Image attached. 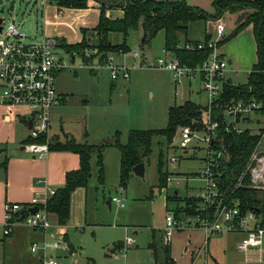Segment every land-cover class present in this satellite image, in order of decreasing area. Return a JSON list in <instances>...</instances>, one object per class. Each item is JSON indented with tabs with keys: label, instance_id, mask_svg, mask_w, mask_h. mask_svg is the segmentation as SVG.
Masks as SVG:
<instances>
[{
	"label": "rangeland",
	"instance_id": "1",
	"mask_svg": "<svg viewBox=\"0 0 264 264\" xmlns=\"http://www.w3.org/2000/svg\"><path fill=\"white\" fill-rule=\"evenodd\" d=\"M53 5L57 13L53 7L45 10L47 5L44 0H0V17L3 18L5 25L12 20L20 23L21 31L27 35L25 42L40 39L44 31L58 38L59 41L74 38V31H70L68 25L66 27L63 22H58L56 17L53 18L54 24H47V18H52L54 13L56 16H62L65 13H60L59 10L67 8L58 6L56 3ZM236 12H228L226 15V22L230 25L228 31H231L236 22L243 17ZM59 20L66 19L61 17ZM201 30L198 23L191 24L188 37L193 39L200 36ZM254 31L253 26V32L238 42V47L247 56H250L251 52L254 56L256 44ZM80 34L76 37L75 43L83 39L84 32L81 31ZM90 35L91 32L88 30L87 37ZM144 36L142 29L131 31L126 37L130 51L108 53L113 56L114 65L125 66L130 70L128 79L124 78L122 73L113 79L107 63L98 68V74H94L83 61L84 58L81 55L76 56L74 66L62 71L57 77V94L61 100L51 110L53 132H70L80 139H88L91 143L95 138L103 139L102 142L106 141L119 131L121 141L126 142L131 129L166 128L171 105H181L187 100L205 105L206 93L201 90L200 76L192 80L184 78L178 83L173 80L169 70L158 67V58L166 56L163 50L164 31L158 32L146 42H143ZM109 37L113 43H122L125 40L122 33H111ZM94 39L91 37L92 42L95 41ZM134 51L140 52L142 57L135 58ZM58 55L72 63L71 55L65 50H59ZM248 72L249 69L242 68L231 73L234 84H247ZM63 97L65 101L61 102ZM260 119V122L253 126V132L258 133L259 128L264 127V116L260 115ZM177 131L179 132V129ZM175 136L171 142H167L161 136L154 138L152 153L145 159V175L131 177L126 189L120 186L118 168L120 150L111 147L105 153L107 160L105 184H102L98 178V156L93 155L94 175L88 185L89 212L98 224L88 225L83 230L72 231L70 236L71 242L77 248L75 255L84 261L83 264H92L90 259L95 261L94 264L130 263L132 259L129 257L131 258L134 249H138L137 254L134 255H138L140 259L145 258L148 245L154 240V233H156L155 240L159 242L158 246L161 248L158 233L161 227L164 229L167 210L176 206L175 202L168 203L166 196L178 191L180 197H186L196 193L203 185V182L196 177L205 167L206 152L204 149H196L183 154L182 150L175 147ZM197 145L203 146L202 143ZM262 147L264 148V140ZM161 152L163 153V170L173 177L172 186L169 188L160 186L158 162ZM172 155H177L180 158L179 161L172 163ZM180 177L186 179V186L179 185L177 178ZM112 197L122 199L125 207L120 208L115 202L110 205L108 200ZM257 197L264 200V189L258 190ZM258 219L262 220L260 217ZM135 230H138L139 234H134ZM122 231H124V241L129 233L135 237L136 242L126 251L117 252L121 256V259H118L114 254L108 255L107 244L108 240H118ZM228 236L230 235H224L226 238ZM212 240L219 248L228 241V239L218 240V237H213ZM216 240H218L217 243ZM229 241L232 243L231 240ZM75 259L76 257L73 256L64 258L63 264H78L75 263Z\"/></svg>",
	"mask_w": 264,
	"mask_h": 264
},
{
	"label": "built area",
	"instance_id": "2",
	"mask_svg": "<svg viewBox=\"0 0 264 264\" xmlns=\"http://www.w3.org/2000/svg\"><path fill=\"white\" fill-rule=\"evenodd\" d=\"M44 2L46 4L50 1ZM210 23L212 33L216 36L208 43L195 45L186 42L178 45L186 49L209 47L211 53L201 64L190 66L168 50L165 58H158V67L169 70L175 82L180 83L184 78L192 80L200 76L201 87L206 93V103L200 117L190 124L180 126L179 132L176 131L175 134V147L182 150L183 154L196 149H204L206 152L205 167L196 177L203 185L196 193L185 197L189 201H184L181 205L179 217L175 209L167 210L164 239L165 243L169 244L176 230L190 227L203 230L207 239L224 233H241L237 248L245 255L246 261L250 264H264V225L258 219V212L254 208L243 207L242 198L238 193L241 187L264 189V127L259 128L261 137L243 170L237 177H233L234 186H227L224 181V175L228 172L226 161L230 156L223 142L225 133H242L248 129L253 131V126L261 120L262 103L254 97L224 101L226 86L232 82L227 76L229 62L221 56L219 42L227 36V27L222 17L210 20ZM1 25L0 104L5 107L9 117L18 115L20 108L26 109L24 118L29 123L30 138L34 140L25 142L24 148L32 155L44 158L51 151V110L59 100L57 77L62 71L74 66L76 56L91 57L93 51L86 49L73 57L74 51L63 47L58 38L48 35L46 31L40 39L25 42L27 35L21 31L20 23L12 20L5 25L2 18ZM59 50L70 54L72 63L59 56ZM134 57L141 58L142 54L134 51ZM99 59L100 55H97L94 60L83 61L93 71H98L100 66L107 63L113 79L120 73L124 78H130V70L125 66L114 65L113 56L107 54L103 61ZM41 138L44 140H38ZM198 143L203 146L197 145ZM179 159L177 155L171 156L172 163L178 162ZM177 179L180 186H186L185 178ZM172 182L173 177L168 175L163 188L171 187ZM56 191V188L46 186L43 195L38 192L30 203L6 202L4 221L0 223L3 234L10 235L14 227L21 223L39 230L49 228L52 222L50 212L45 207ZM176 195H179V192ZM113 201L120 207L125 206V202L118 197H113ZM36 206L38 211L34 212L32 209ZM181 215L189 219L184 221ZM135 242V237L127 235L118 252L126 251ZM59 244L58 241L54 242L55 246ZM47 246V243L37 242L31 245L32 251L44 252L41 264H63L59 258L46 255ZM205 249L203 246V250ZM114 255L120 257L117 252Z\"/></svg>",
	"mask_w": 264,
	"mask_h": 264
},
{
	"label": "crops",
	"instance_id": "3",
	"mask_svg": "<svg viewBox=\"0 0 264 264\" xmlns=\"http://www.w3.org/2000/svg\"><path fill=\"white\" fill-rule=\"evenodd\" d=\"M186 2L190 6L204 9L210 13L214 12V0H186ZM45 5H47L45 10H47V8L53 7V10H55L56 12V8L54 7L53 3L49 2ZM115 7L118 8L108 7L105 11L106 15L110 18L123 17V9L119 6ZM59 11L60 13L65 14L62 16H56L57 12L54 13V16L52 18H47V24H54L53 18L56 17L58 19V22H63L65 26L68 25L70 31H74V38H71L66 42L72 44L75 43L76 37L81 35L80 32L83 28L92 29L96 27L100 19L102 8L101 4L93 0H89V6L87 8H66ZM236 13H238L239 15L242 14L243 17L238 22H236L234 28H232L231 31H228V27L230 25H228V22H226L227 13L222 17L227 27V35L230 34L249 14V12L246 10H239ZM61 17L66 20H59L61 19ZM195 23L199 24L202 32L200 36H196V38H193L192 40L203 41L204 39L202 38L206 35V32H209L211 34V39H213L214 34L212 33L210 20L206 25L199 21ZM250 32H253V24L248 25L235 37L220 45L219 49L221 56L227 59L229 62V70L227 76L232 83L234 82L231 73H234L238 69L242 68L249 69L248 73H250L253 65L257 62L258 55L255 31L254 37L256 44L254 49V56L252 55L253 52H251L250 56L245 55L243 50L241 51L240 47H238V42H240V40L244 38V36H248ZM185 43L186 40L184 38V40H181L180 45H183ZM163 50L164 53H166L167 49L165 48V33ZM92 72L94 74H98V71L92 70ZM201 90L204 91L203 89ZM196 92L198 94L200 93V91ZM60 100L61 98L59 96L58 102ZM63 101H65L64 97L62 98L61 102ZM58 102L54 106L58 105ZM25 110V108H20V112L18 115L9 117L8 115H6L5 107L0 104V167L2 166L0 168V223L4 221V205L6 202H17L20 204L30 203L32 198L38 192L43 195L46 186H51L56 189L62 187L65 183L67 172L78 169L81 165L80 155L73 151L51 150L49 154L44 158L34 156L26 151V149L24 148V143L30 138V131L29 123L24 118V116H26ZM117 133L121 134V132L117 131L115 135ZM50 135L51 139L55 138L65 140L67 138H73L76 142L89 143L93 145H99L105 142H102L103 139L101 140L100 138H97V140L95 138V140L90 143L88 139H80L70 132H53L52 118ZM109 139H113V137ZM111 147L117 148L114 145H108L103 150L105 165L104 170L107 166L105 153L107 149ZM93 155L98 156V154L96 151L93 152L91 157V166L93 164ZM4 162H6L7 164V170L4 169ZM120 166L121 152L118 164L119 172ZM93 175L94 172L91 173L87 186H79L72 192L70 216L68 222L65 225H61L59 223L58 216L55 213H50L52 225L44 230L35 229L29 225L21 223L17 224L14 227L13 232L10 235L6 236L3 234L2 228L0 226V264H41L44 252L42 250L32 251L31 245L35 242L39 244H48L46 249L47 256L59 258L62 262L64 258L73 256L76 257L75 263L83 264L84 261L81 260L78 255H75L77 248L71 242L70 236L72 231L83 230L88 225L95 226L98 224L97 222H95V218H93L89 212L88 185ZM134 175L136 174L133 172L132 177ZM105 179L106 178H104L103 182H100L102 184H105ZM112 202H114L113 197L108 200V203L110 205ZM258 216L262 218V220L260 221L264 225V200L263 210L262 212H258ZM181 218L184 221H187L189 219L184 215H181ZM134 234H139L138 230H135ZM155 234L156 233H154V240H152L151 242L156 241L155 243L157 244L158 254L157 259L154 255V249L149 246L151 243L150 242L148 245L146 257L140 259L139 257H137L138 255H134L137 254L138 249H134V252L136 253H131V258L129 257V259H132V261L130 263L128 262L129 264H160L163 261V247L164 245H166L164 244L165 239L163 227L160 228V231L158 233L161 242V248H159L158 246L159 242L155 240ZM225 234H229L230 236L226 238L224 237ZM127 235L130 234L127 233ZM213 237H218V240L223 241L228 239V241H225L223 243V246L219 248L217 244H214L215 242L212 240ZM241 237V233H224L220 235H213L207 239L206 234L203 230L190 227L176 230L173 234L171 242L167 245H169L170 247L172 257L175 259L176 264H250L248 261H246L245 255L237 248V244ZM218 240H216V243L218 242ZM229 240H231L232 243H230ZM56 241L60 243L57 246L54 245V242ZM120 244L124 245V231H122V235L121 237H118V240H108V255L113 256L115 252H118L120 248H118L117 245ZM203 246L206 248L205 250H203ZM118 259H121V256ZM90 263L94 264L95 261L90 259Z\"/></svg>",
	"mask_w": 264,
	"mask_h": 264
},
{
	"label": "trees",
	"instance_id": "4",
	"mask_svg": "<svg viewBox=\"0 0 264 264\" xmlns=\"http://www.w3.org/2000/svg\"><path fill=\"white\" fill-rule=\"evenodd\" d=\"M58 6L67 8H87L89 0H49ZM111 2L122 1L119 5L124 11L121 18H110L106 15V5H101L102 12L96 27L92 29L83 28L84 37L80 42L69 44L66 40L60 43L66 49L82 53L86 49L93 51L91 57H85L84 60H94L100 55V61L106 55L113 52H128L130 47L127 44L126 37L131 31L142 29L146 34L143 42L154 37L159 31L165 33V48L176 55L182 62L197 66L205 61L211 53V49H186L178 45L181 39L185 38L186 42L192 44L208 43L211 40V34L206 32L203 41L192 40L188 37L190 25L199 21L204 25L209 20H215L223 17L228 12L246 10L249 14L238 26L219 42L224 44L247 25L253 24L257 41V62L253 65L249 73L248 83L245 85H236L230 83L226 86L224 101L231 98L254 97L262 103L261 113L264 116V0H214V12L210 13L204 9L190 6L186 0H109ZM90 30L91 35L87 37ZM111 33H122L125 40L122 43H113L110 40ZM94 37L95 41H91ZM203 105L191 100H187L181 105H172L168 111V125L163 129H131L128 134V140L122 142L120 134L117 133L113 139H109L99 145L89 143H79L73 138L65 140L51 139V150H69L80 155L81 165L78 169L71 170L66 174V180L62 187L58 188L56 193L50 197L46 204V209L50 213L58 216L61 225H65L70 216L71 194L79 186H87L91 173V157L93 152L98 154L99 179L101 182L105 178L103 150L108 145L116 146L121 152L120 166V186L127 188L128 183L133 175V167L152 153L153 140L157 136L164 137L167 142H171L180 126L190 124L194 119H198L201 114ZM224 144L227 147L229 160L226 161V172L224 181L227 186H234L233 177L238 176L247 163L249 156L257 145L261 134L248 129L242 133L224 134ZM29 138L26 142L33 141ZM40 141L44 138L38 139ZM163 153L160 154L158 168L160 173V186L166 185L168 172L163 170ZM4 169L7 170L6 162L3 163ZM2 167V166H1ZM0 167V168H1ZM242 198L243 207L259 208L263 210V200L257 197L258 190L241 187L238 190ZM168 203L175 202L176 214L179 217L182 206L181 202H188V198L180 197L175 193L167 196ZM170 209V208H169ZM191 213V211H189ZM156 241L150 243L154 249V255L157 259ZM123 244L117 245L121 248ZM117 248V249H118ZM164 258L160 264H176L172 257L169 245H164Z\"/></svg>",
	"mask_w": 264,
	"mask_h": 264
},
{
	"label": "water",
	"instance_id": "5",
	"mask_svg": "<svg viewBox=\"0 0 264 264\" xmlns=\"http://www.w3.org/2000/svg\"><path fill=\"white\" fill-rule=\"evenodd\" d=\"M93 1H95V2H97V3H99V4H101V5H106V6H108V7L119 6V5L122 3V1L111 2V1H109V0H93ZM1 23H2V18L0 17V31L2 30V25H1ZM145 37H146V34H145L144 38H145ZM143 40H144V39H143ZM77 53H78V51H74L73 54H72V56L74 57ZM133 172H134L136 175L144 176V175H145V162H140V163H138L137 165H135V166L133 167ZM177 193H178V192L176 191V194H177ZM252 208H254V207H252ZM32 210H33L34 212H36V211H38V207L36 206V207H34ZM254 210L257 211V212H260L259 208H254Z\"/></svg>",
	"mask_w": 264,
	"mask_h": 264
}]
</instances>
